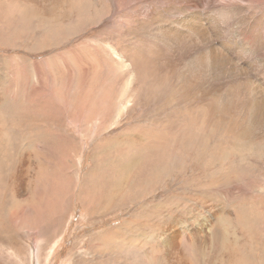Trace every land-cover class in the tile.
Returning <instances> with one entry per match:
<instances>
[{"label":"rangeland","instance_id":"rangeland-1","mask_svg":"<svg viewBox=\"0 0 264 264\" xmlns=\"http://www.w3.org/2000/svg\"><path fill=\"white\" fill-rule=\"evenodd\" d=\"M261 30L264 0H0V264H264Z\"/></svg>","mask_w":264,"mask_h":264},{"label":"bare ground","instance_id":"bare-ground-1","mask_svg":"<svg viewBox=\"0 0 264 264\" xmlns=\"http://www.w3.org/2000/svg\"><path fill=\"white\" fill-rule=\"evenodd\" d=\"M19 2H20V0H19ZM45 6H47V5H45ZM48 6H49V5H48ZM48 6H47V7H48ZM54 6H55V4H54ZM50 7H51V6H50ZM48 8H49V7H48ZM51 8H52V7H51ZM214 13H216V11H215ZM211 15H212V14H210V16L208 17V19H209L212 23H215V24H212V25H213V26H214V25L219 26L218 18H216V17H211ZM219 20H220V19H219ZM220 22H221V21H220ZM220 24H221V23H220ZM227 29H229V28H227ZM256 30H257V29H256ZM258 30H259V29H258ZM251 32H252V31H251ZM256 32H257V31H256ZM257 33H258V32H257ZM263 35H264V32L261 30L260 37L263 38ZM228 36L230 37L231 40H233L230 34H228ZM257 37H258V36H257ZM255 42H256V41H255ZM258 44H259V43H258ZM258 44H257V45H258ZM261 44H262V43H261ZM261 44H260V45H261ZM260 45H259V46H260ZM262 46H264V45H262ZM262 46H261V47H262ZM165 48H166V47H165ZM262 48H263V47H262ZM262 48H261V49H262ZM255 49H256V48H255ZM253 50H254V48H253ZM256 50H257V49H256ZM251 51H252V50H251ZM260 51H261V50H260ZM253 52H254V51H253ZM256 53H258V51H256ZM260 53H261V52H260ZM261 54H262V53H261ZM254 55H255V54H254ZM251 56H252V55H251ZM260 56H261V55H260ZM262 65H263V64H262ZM163 66H164V65H163ZM247 83H248V82H247ZM247 85H248V84H247ZM240 89H241V88H240ZM242 91H243V90H242ZM261 93H263V92H261ZM259 101H260V100H259ZM261 103H262V102H261ZM261 103H260V104H261ZM262 104H263V103H262ZM262 104H261V105H262ZM254 106H255V105H254ZM258 106H259V105H258ZM257 109H259V112H260V113H259V114L256 113V114H257L256 116H257V118H258L259 121H263V120H264V106L262 105L261 107H259V108H257ZM255 111H256V110H255ZM257 111H258V110H257ZM239 116H240V114H239ZM246 116H247V115H245V117H246ZM243 117H244V115H243ZM244 119H245V118H244ZM255 119H256V118H255ZM238 120H239V118H238ZM242 121H243V120H242ZM263 122H264V121H263ZM263 122H262V123H263ZM253 124H254V123H253ZM253 124H252V125H253ZM261 125H262V124H261ZM254 126H255V125H254ZM249 129L251 130V127H250ZM258 129H259V128H258ZM253 130L256 132V130H255L254 128H253ZM236 132H237V131H236ZM248 133H249V132H248ZM243 134H244V136H245L246 132L243 133ZM249 134L252 135L251 133H249ZM227 135H228V134H227ZM244 136H243V137H244Z\"/></svg>","mask_w":264,"mask_h":264}]
</instances>
